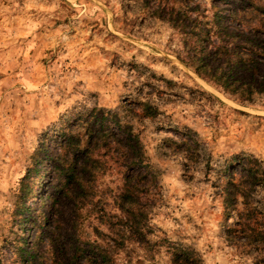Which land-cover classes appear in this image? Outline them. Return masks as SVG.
I'll list each match as a JSON object with an SVG mask.
<instances>
[{
	"label": "rangeland",
	"instance_id": "obj_1",
	"mask_svg": "<svg viewBox=\"0 0 264 264\" xmlns=\"http://www.w3.org/2000/svg\"><path fill=\"white\" fill-rule=\"evenodd\" d=\"M145 2L0 0V264H64L57 245L48 249L54 218L67 237L80 184L116 188L111 164L75 169L73 197L59 188V144L94 112L133 128L153 174L138 228L111 243L114 264H185L177 252L188 264H264L261 234L237 230L243 207L225 203L223 185L229 167L264 179V93L243 102L198 74L182 36ZM186 129L199 140L194 158L180 144ZM252 196L264 210V181ZM35 243L37 260L26 255Z\"/></svg>",
	"mask_w": 264,
	"mask_h": 264
},
{
	"label": "trees",
	"instance_id": "obj_2",
	"mask_svg": "<svg viewBox=\"0 0 264 264\" xmlns=\"http://www.w3.org/2000/svg\"><path fill=\"white\" fill-rule=\"evenodd\" d=\"M144 5L154 18L165 20L182 36L183 60L198 74L243 102L264 93V0H146ZM70 125L75 129L67 130L54 156L55 171L65 174L59 188L73 197L78 191L71 183L79 177L74 172L79 168L86 171L92 167L94 172L111 164L121 178L111 194L82 182L75 206L69 210L67 237L61 236V218L56 216L48 249L52 252L57 245L64 264H114L120 254L111 250V243L117 235L126 237L137 229L143 215L145 195L153 186L150 161L139 136L121 118L94 112L81 115ZM180 134V144L194 158L199 151L196 133L186 129ZM73 154L83 156V161L77 162ZM225 172V203L235 202V208L239 202L243 207L237 230L249 237L260 233L264 241V227L256 223L264 217V210L252 201V192L264 181L263 175L252 166H243L239 174L231 167ZM97 176L95 172L94 179ZM86 224H96L98 234L86 233ZM37 247L35 243L33 252H26L30 259L43 258ZM179 254L173 255L175 261L188 264L190 257L185 262Z\"/></svg>",
	"mask_w": 264,
	"mask_h": 264
}]
</instances>
